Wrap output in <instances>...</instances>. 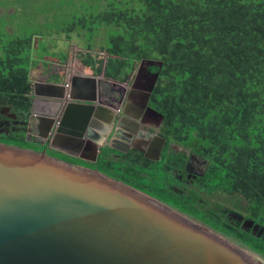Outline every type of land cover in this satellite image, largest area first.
Instances as JSON below:
<instances>
[{"label":"trees","instance_id":"16d2710c","mask_svg":"<svg viewBox=\"0 0 264 264\" xmlns=\"http://www.w3.org/2000/svg\"><path fill=\"white\" fill-rule=\"evenodd\" d=\"M89 43L78 71L124 84L143 60L162 63L148 106L163 116L169 139L206 162L200 192L240 199L244 218L264 227V0H118L66 25ZM95 52L92 39L101 34ZM33 36L0 50V119H26L32 84ZM0 143L32 149L23 132ZM156 173L150 187L158 184ZM264 258V235L230 225L220 209L194 191L169 197L148 190Z\"/></svg>","mask_w":264,"mask_h":264},{"label":"water","instance_id":"95a60500","mask_svg":"<svg viewBox=\"0 0 264 264\" xmlns=\"http://www.w3.org/2000/svg\"><path fill=\"white\" fill-rule=\"evenodd\" d=\"M161 67L158 61H141L129 95L160 124L163 117L147 103L159 76L150 69ZM96 82L95 76L76 74L69 89L61 83L46 85L42 92L33 83L27 132L37 130L43 144L57 132L67 133L56 120L58 113L68 114L67 107L51 93L61 90L59 99H71L75 88L93 94ZM91 116L109 124L107 110L102 117ZM253 224L246 220L242 228L264 235V227ZM204 228L95 173L44 152L0 143V264H264L260 255Z\"/></svg>","mask_w":264,"mask_h":264},{"label":"flooded vegetation","instance_id":"af4514ba","mask_svg":"<svg viewBox=\"0 0 264 264\" xmlns=\"http://www.w3.org/2000/svg\"><path fill=\"white\" fill-rule=\"evenodd\" d=\"M133 79L124 84L98 80L93 94L82 93L75 88L71 99L67 97L58 99L67 107L68 114L59 115L58 113L56 120L60 123L59 129L65 130L67 133L57 132L45 144L39 138L37 130H32L34 136H29L30 132H27L25 126L27 117L24 119L16 115L15 119H11L9 116L12 113L6 110L2 112L0 119V136L23 132L26 141L34 147L28 150L44 152L45 155L55 160L95 173L120 189L152 199L177 213L181 212L168 202L151 195L146 188L149 187L148 190L152 189L156 193L172 198L193 191L201 198L202 195L211 198L217 195L230 198L219 191L208 195L200 192V180L204 176L206 162L181 144L169 139L168 133L163 128V121L160 124L158 116L148 117L145 112L146 108L139 110L138 101L136 99L130 100L129 95ZM63 83L69 87L66 82ZM37 89L39 92L43 91L39 86ZM88 100L91 103H87ZM148 103L147 107H149ZM106 110L110 112L109 124L107 125L91 116V114H99L102 117V112ZM76 113H80L81 117L75 115ZM79 128H83V130ZM78 134H81L82 141L80 143L84 156L64 154V151L52 148L56 143L62 142L65 143L66 147L71 146L67 147L71 152H77L80 140H78ZM154 173H156L159 181L152 188L150 183ZM211 202L219 207L220 215L230 225L238 226L244 230L242 228L243 222L249 219L244 218L241 213L231 210L230 207H226L222 203L215 200H211ZM181 214L195 221L202 228L206 227L220 235L226 241L237 242L238 244L235 243L237 245H233L239 249L253 252L241 242L211 229L197 219ZM233 214H236V217ZM255 225L262 227L254 223L253 226ZM244 231L253 235V228Z\"/></svg>","mask_w":264,"mask_h":264},{"label":"rangeland","instance_id":"374dc122","mask_svg":"<svg viewBox=\"0 0 264 264\" xmlns=\"http://www.w3.org/2000/svg\"><path fill=\"white\" fill-rule=\"evenodd\" d=\"M118 0H0V50L8 41L33 36V60L54 59L62 62L68 50L70 59L76 50L85 52L90 42L84 31L69 33L64 27L73 20L115 4ZM95 34L92 45L95 52L102 43L104 31ZM70 47V49H69ZM74 49V50H73ZM73 50V51H72ZM76 58V57H75ZM35 64V63H34ZM55 67V66H54ZM202 198L230 207L235 212H243V202L236 198H223L221 195Z\"/></svg>","mask_w":264,"mask_h":264},{"label":"crops","instance_id":"0c3cea01","mask_svg":"<svg viewBox=\"0 0 264 264\" xmlns=\"http://www.w3.org/2000/svg\"><path fill=\"white\" fill-rule=\"evenodd\" d=\"M70 49V47H69ZM74 50V49H73ZM72 50V51H73ZM79 50L75 51L74 58L70 59L68 50L66 52L65 58L62 62H58L57 60L54 59H41V60H32L34 61L35 64H33L32 69L29 72V80L30 83H36L42 90L44 89V86L46 85H51L54 87H61V83L66 82L68 85L71 82V79L74 77V75H90L87 74L84 70H77L78 69V58H79ZM76 57V58H75ZM55 66V67H54ZM97 81L98 80H103L109 83H113L112 81H108L102 78V76H95ZM61 89V88H60ZM69 89V87H68ZM53 92V91H52ZM62 94V91L56 90L54 91V94L51 93V95L54 96V99H59V97ZM29 136L32 137L34 136V133L31 131L29 133ZM54 136H52L53 138ZM51 138V139H52ZM50 139V140H51ZM80 141V140H79ZM81 142V141H80ZM79 142V145L77 147V152H71L65 145V143H56L55 145L52 146V148L56 150H61L64 151V154H70V155H75V156H84L82 155V150H81V143ZM29 143V142H28Z\"/></svg>","mask_w":264,"mask_h":264}]
</instances>
